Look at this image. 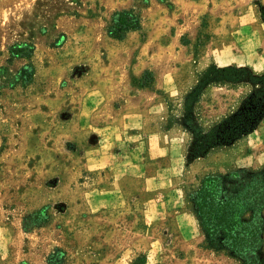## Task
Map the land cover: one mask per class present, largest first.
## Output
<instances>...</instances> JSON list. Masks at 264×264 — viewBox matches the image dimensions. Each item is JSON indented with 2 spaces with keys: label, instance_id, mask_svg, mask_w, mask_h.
<instances>
[{
  "label": "rangeland",
  "instance_id": "374dc122",
  "mask_svg": "<svg viewBox=\"0 0 264 264\" xmlns=\"http://www.w3.org/2000/svg\"><path fill=\"white\" fill-rule=\"evenodd\" d=\"M117 11L141 24L122 40ZM211 66L264 74V0H0V264H236L188 195L264 168V117L195 156L182 102ZM254 90L208 87L198 124Z\"/></svg>",
  "mask_w": 264,
  "mask_h": 264
},
{
  "label": "trees",
  "instance_id": "16d2710c",
  "mask_svg": "<svg viewBox=\"0 0 264 264\" xmlns=\"http://www.w3.org/2000/svg\"><path fill=\"white\" fill-rule=\"evenodd\" d=\"M140 25L133 11H117L111 17L108 33L122 40L129 32L139 30ZM239 84L252 85L255 90L242 99L235 111L208 129L202 128L195 107L204 91L210 86ZM263 117L264 74L254 76L246 68L209 67L184 97L181 108V123L191 135L195 156L249 135ZM188 201L206 249L236 264H264V168L206 175L188 195Z\"/></svg>",
  "mask_w": 264,
  "mask_h": 264
}]
</instances>
